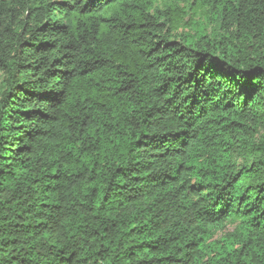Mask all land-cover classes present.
I'll return each mask as SVG.
<instances>
[{"label":"trees","instance_id":"16d2710c","mask_svg":"<svg viewBox=\"0 0 264 264\" xmlns=\"http://www.w3.org/2000/svg\"><path fill=\"white\" fill-rule=\"evenodd\" d=\"M0 264H264V0H0Z\"/></svg>","mask_w":264,"mask_h":264},{"label":"rangeland","instance_id":"374dc122","mask_svg":"<svg viewBox=\"0 0 264 264\" xmlns=\"http://www.w3.org/2000/svg\"><path fill=\"white\" fill-rule=\"evenodd\" d=\"M233 230H234V226L233 225H228L227 229H226V233H231V232H233Z\"/></svg>","mask_w":264,"mask_h":264}]
</instances>
